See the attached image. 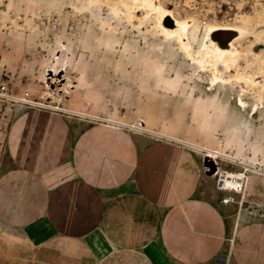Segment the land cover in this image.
<instances>
[{
    "label": "rangeland",
    "instance_id": "374dc122",
    "mask_svg": "<svg viewBox=\"0 0 264 264\" xmlns=\"http://www.w3.org/2000/svg\"><path fill=\"white\" fill-rule=\"evenodd\" d=\"M159 2L190 23L191 55L133 0H0V184L15 167L11 125L43 110L218 152L221 168L247 171L258 189L229 192L233 210L264 216V0ZM220 28L240 35L215 84L194 57ZM60 68L63 82L47 78ZM30 251L27 233L0 220V264H30Z\"/></svg>",
    "mask_w": 264,
    "mask_h": 264
},
{
    "label": "crops",
    "instance_id": "0c3cea01",
    "mask_svg": "<svg viewBox=\"0 0 264 264\" xmlns=\"http://www.w3.org/2000/svg\"><path fill=\"white\" fill-rule=\"evenodd\" d=\"M8 146L0 220L27 233L30 264H264V216L222 203L192 144L36 110Z\"/></svg>",
    "mask_w": 264,
    "mask_h": 264
},
{
    "label": "bare ground",
    "instance_id": "6f19581e",
    "mask_svg": "<svg viewBox=\"0 0 264 264\" xmlns=\"http://www.w3.org/2000/svg\"><path fill=\"white\" fill-rule=\"evenodd\" d=\"M136 2L137 9H147L152 10L154 13L158 14V27L162 30L165 36L168 38H174L176 37L177 40L180 43V47L182 50L186 53L190 54L191 50V44L188 40V31L190 28V23L187 21H180L176 19L172 13L163 8V6L160 4L159 0H133ZM135 11V9H131L129 11V14L132 15V13ZM240 35V31L236 29L231 28H220L213 30L209 33L207 40H209V43L205 41L204 46L202 49H200L199 56L194 57L196 59V63L201 66L202 68L208 67L209 71H211V74L213 76V81L218 83L220 81V75H219V69L218 64L220 63V60H223V57L229 55L234 56L236 53V48L233 46V41ZM206 40V39H205ZM216 49L218 50L219 54L217 55ZM191 55V54H190ZM235 68V64H231L229 66V69ZM54 73L53 76H56L58 70L51 69ZM62 72H66L65 68H60ZM65 80V76L63 77ZM53 82L56 81L55 78H52ZM217 154L218 152H213L212 154H204L212 158L213 160L217 161ZM234 174V173H232ZM239 178H241V175H237ZM232 180L228 181V184L233 188L237 186V183H240V181L234 180V176H232ZM229 191V189H227ZM229 201H227L228 203Z\"/></svg>",
    "mask_w": 264,
    "mask_h": 264
},
{
    "label": "built area",
    "instance_id": "2783aa9c",
    "mask_svg": "<svg viewBox=\"0 0 264 264\" xmlns=\"http://www.w3.org/2000/svg\"><path fill=\"white\" fill-rule=\"evenodd\" d=\"M214 162L217 166L216 172L212 176V178L214 179L215 189L220 192H232L233 194H236V195H242L245 191V186L248 181V174L246 173L247 171L244 170V171H238V172H231L227 169H223L220 167L218 158H217V161L214 160ZM238 174L241 175V178L237 176ZM232 176L235 177L234 180L240 181V183H237L236 184L237 186H235L233 190H230L232 188L228 184V181L233 179ZM227 189H229V191H227ZM227 201H231L230 198L227 197L221 200V202L224 204L227 203Z\"/></svg>",
    "mask_w": 264,
    "mask_h": 264
},
{
    "label": "water",
    "instance_id": "95a60500",
    "mask_svg": "<svg viewBox=\"0 0 264 264\" xmlns=\"http://www.w3.org/2000/svg\"><path fill=\"white\" fill-rule=\"evenodd\" d=\"M46 74H47V78H55L60 83L64 81V78L62 77L64 72H62V70H58L56 76H53L54 73L51 69L47 70ZM202 167L204 169V174L208 177H212L217 169L214 160L207 155L203 156L202 158Z\"/></svg>",
    "mask_w": 264,
    "mask_h": 264
}]
</instances>
